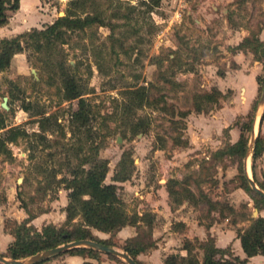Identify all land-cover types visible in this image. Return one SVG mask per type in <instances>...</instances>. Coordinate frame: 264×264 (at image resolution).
<instances>
[{
    "label": "rangeland",
    "instance_id": "obj_1",
    "mask_svg": "<svg viewBox=\"0 0 264 264\" xmlns=\"http://www.w3.org/2000/svg\"><path fill=\"white\" fill-rule=\"evenodd\" d=\"M68 1L37 0L34 5L35 0H29L31 8L34 5L35 20L24 31L51 24L65 14ZM120 1L118 7L116 0H89L87 10L103 11V16L116 26L110 30L93 25L69 33L66 43L51 55L54 65L46 63L45 51L29 49L15 54L10 66L0 71V113L6 118L7 128L20 126L28 133L8 143L9 154H0V219L10 229L22 222L23 213L31 216L46 212L50 213L46 216L50 223L66 224L62 212L68 191L56 181L69 177L68 165L78 162L77 155L94 152L108 161L105 182L117 185L127 214L148 213L145 219L150 218L152 223L154 216L149 211H162L155 222L156 230L151 231V223L144 220L136 230L146 246L152 242V232L158 243L154 251L146 249L140 254L141 261L162 264L164 256L178 253L186 239L196 240L195 245L207 241L211 233L207 232L208 226L217 218L202 197L169 214L165 192L168 180L185 181L182 185L191 187L195 194L203 193L221 203L236 233L246 228L247 217H251L253 200L242 188L238 189V162L217 152L228 142L229 127L237 125L241 133L258 112L264 72L258 75L257 100L248 113L233 116L236 108L222 110L232 94L222 83L219 85L223 90L215 102L202 101L200 112L195 108L200 103L198 95L214 93L217 81L226 75L229 53L235 49L226 44L231 30L245 26L255 33L262 20L255 16L257 0H231L237 11L228 8L227 13L224 9L228 0H160L154 8L152 0ZM215 1L221 3V10L214 11ZM115 10L126 17L113 18ZM13 13L9 12L11 20ZM59 61L85 90L83 97L90 111L83 126L72 121L77 100L63 95ZM139 86L145 88L147 102L124 113L128 99L125 91ZM3 97H7V109L1 106ZM23 103H30L31 114L21 108ZM34 113L38 116H32ZM41 113L55 122L54 129L45 132L46 140L34 135L39 127L33 121ZM262 113L256 123L255 139L261 134ZM227 119L228 128L220 123ZM138 126L140 129L134 131ZM122 157L131 159L126 163L130 178L112 181ZM248 160L253 163L252 151ZM259 161L260 158L257 165ZM260 174L257 167L256 176ZM250 176L254 180L252 171ZM179 220L192 223L187 228L190 231H183L189 238L182 233L170 234ZM79 221L80 217H76L66 227H74ZM106 241L121 248L123 238L113 233ZM196 253L201 260L202 251L196 249Z\"/></svg>",
    "mask_w": 264,
    "mask_h": 264
},
{
    "label": "trees",
    "instance_id": "obj_2",
    "mask_svg": "<svg viewBox=\"0 0 264 264\" xmlns=\"http://www.w3.org/2000/svg\"><path fill=\"white\" fill-rule=\"evenodd\" d=\"M159 1L160 0H152L151 8L159 6ZM88 2L89 0H69L65 14L58 16L51 24L45 26L43 29L32 28L13 37L1 38L0 71H4L10 66L11 60L15 54L26 52L29 49H33L37 52L45 51V53H47L46 63L52 66L54 65V58L51 56L52 53H54V50L58 48L59 45L66 43L69 33L76 30H85L93 25L106 26L112 30L116 25L110 23L105 16H103V11L87 10ZM116 3L115 6L118 7L122 4L120 0H116ZM18 8L19 0H0V26L8 22L9 12H15ZM111 16L113 18L126 17L120 10L113 11ZM234 48L249 49L255 54L256 58L264 62V42L259 40L257 32H250V34L244 37ZM57 66L61 77L63 95L69 99L77 100V107L71 114L72 121L77 125L83 126L89 120L90 111L88 103L83 97L85 90L77 82L75 76L68 72L62 62H57ZM259 81L260 76L257 77L258 84L260 83ZM213 92L214 93L198 95L200 103L196 104L195 109L197 112L203 110L201 107L202 101L211 100L215 102L217 96L221 95L220 90L217 88H214ZM125 93L128 99L126 103H124L123 112L126 114H129L132 109L139 108L147 102V93L145 88L141 86L135 89H127ZM21 108L31 114L30 103H23ZM40 115L38 119L33 121L36 122L39 127V132H35L34 135H37L42 140H46L45 132L48 131V128L54 129L55 122L54 119L52 121V118L50 116H45L44 113ZM32 116H38V113H34ZM263 121L264 110L260 118V124ZM252 122L253 119L251 117L244 131H241L238 140L235 143L227 142L222 149L218 150L217 154L223 157L226 155L232 156L238 162L239 173L237 178L239 179V187L247 192L253 200L254 208L260 210L264 208V199L251 190L244 174L242 163L247 152ZM138 129H140V126L134 127L133 130L138 131ZM27 135L28 133L23 127L14 126L7 128L6 118L4 114L0 113V154H9L10 150L8 148V143L15 142L19 137ZM90 149L94 150L92 147H90ZM263 151L264 136L260 134L254 141L252 150L253 163L251 168L254 181L264 190V171H261V178L256 176V160L261 157ZM77 156L79 159L78 162L73 165H68L69 177L62 176L56 181L62 183L63 188L68 191L67 204L64 207V222L66 224L63 226L47 224L38 231L32 225H28L34 216L29 215L22 220L20 224H15L13 228L10 227V231L15 239L7 247L6 254H1L2 256L22 259L45 249L57 247L64 243L79 239H91L108 246H113V243L94 237L91 228L113 234L126 225L135 226L138 229L141 220L146 221L148 225L151 223L150 218L145 219V216H149L148 213H144L141 216L137 213L134 215L127 214L124 209V203L117 192V185L115 183L105 182L108 172V161L106 159L99 158L94 152ZM127 161H131V159L122 157L118 164L119 170L114 173L112 181L123 182L130 178L131 171L126 170ZM52 178L53 180L55 178L54 172ZM184 182L176 179L167 181L166 189L171 204L178 205L184 200H187L190 204H194L202 197L206 198L210 209L217 210L221 216H225L221 203L219 204L218 201H213L203 193H199L198 195L195 194L189 186L182 185ZM220 205L221 207L219 208ZM23 207L25 208V206ZM76 217H80V221L75 224V226L73 225L74 227H66V225L73 223ZM247 219L250 220V224L244 229L237 230V237L240 240L242 250L246 254V257L258 254L264 256V218L261 216L255 218L248 216ZM138 235L139 234H136V236L132 238L123 240L119 247L125 250L138 264H143L137 259V255L152 247L153 243L150 242V245L146 246L139 239ZM194 241L186 239L182 246L186 254H169L163 259L162 264H248L247 258H226L225 254L229 253V249L222 250L216 248L211 237H209L207 241L199 242L197 245H195ZM196 249L202 251L201 260L196 253ZM99 253L101 252L92 248L75 247L33 264H47L51 259L66 254L96 257ZM107 255L110 258L119 260L114 255ZM82 264L93 263L84 261Z\"/></svg>",
    "mask_w": 264,
    "mask_h": 264
},
{
    "label": "crops",
    "instance_id": "obj_3",
    "mask_svg": "<svg viewBox=\"0 0 264 264\" xmlns=\"http://www.w3.org/2000/svg\"><path fill=\"white\" fill-rule=\"evenodd\" d=\"M230 2L231 0L227 1V7L226 9H224L226 13L228 12V8L231 12L237 11L235 4H231ZM36 3H37V0H35L34 5ZM215 4H217L216 7H212L214 11H216L217 9L221 10L220 8L221 3L219 1H215ZM34 5H33V8H31L32 6L29 0H19V8L12 14L13 16L12 20H11V17H9L8 22H7L8 24L6 23L5 25L0 26V39L4 37L9 38L10 35L15 36L23 32L24 30H26L27 28L25 27L32 24L35 20V17L32 14ZM24 7L26 8V12H23ZM255 9H256L255 16H258V19L262 20V21H259V27L257 29V37L259 38L260 41L264 42V0H257ZM249 28L250 27H245V26H237L236 28H233L231 30L232 33H230L231 38L226 40V44L228 46H231L232 48L237 46L244 37L250 34ZM9 30H11V32L6 33V31H9ZM229 56H230L229 58L230 62H228L227 69L224 71L226 75L224 76V78H219L220 80L219 82L217 81V85H218L217 88L219 90H223V86L224 87L226 86V88H228L232 92L231 97H230L231 99L228 101V105L225 107H222V110L227 109L229 111H233V109L236 108V111H234L232 115L239 116V115L248 113L251 108V105H253L254 102H256L257 100V96L259 92V84L257 82V77L262 72H264V62L256 58L255 54L249 49H234L232 53H229ZM220 83L224 85L220 86L219 85ZM228 122H230L229 119L223 120V122L221 121L220 123L227 125ZM229 126L230 125H227L226 128H228ZM259 126H260V133L264 136V121L261 124L259 122ZM228 134L230 136L228 139V142L235 143L240 136V132H239L237 125L229 127ZM259 162L260 163H258L257 167H258V172L261 173V171H264V151L260 157ZM251 167H252V163H250V172L252 171ZM259 178H261V174ZM238 189H241V188H238ZM165 190L167 194L166 199H169L168 204L165 201L166 206L168 205L167 210L169 214L171 215L174 214V212L178 211V208L181 206L191 205L187 200H184L181 204L176 205L177 207L176 206L173 207L171 204V200L169 198V194L166 189V186H165ZM64 202H66L64 203V205H66L67 197ZM165 208H163V212L166 210ZM255 210H256V213L254 214ZM149 212H151L150 214L152 215V217L154 216V219H152L153 222L150 225V229L151 231H153V230H156V223H157L156 220L158 221L159 215L162 214V211L159 210V208H156V209H152V211H149ZM212 213L217 218L214 220V222L211 225L208 226L207 232L208 233L211 232L208 237H211L213 239L214 246L216 248L222 249V250L229 249V253L225 254L226 258L228 259H231L232 257H238L240 259L247 258L248 264H264L263 255L258 254V255L251 256V257H246V254L242 250L240 240L237 237V233L235 232L234 225L232 223H228L229 221L228 216L227 218L226 216L224 217L221 216L217 210H212ZM23 214H24L23 217H20L22 218V220L28 217L26 213H23ZM143 214L144 213L139 212L140 216ZM48 215H50V213H46V212L35 214L33 218L30 220V222L28 223V225H32L38 231H40L41 228L47 224L55 225L54 222L50 223L51 221H48L46 217ZM62 216H64V220H65L64 210L62 212ZM257 216H261L264 218V208L260 210L256 208L253 209L251 217L255 218ZM249 222L250 220H248L247 226L250 224ZM223 224H226V225L223 226ZM242 225H245V222H243ZM189 226L192 227V223L186 222V220H179L177 221V223L173 225V230H171L170 234L182 233L184 236H186V238H189V235L186 234V232H183L185 230L190 231V229L187 230ZM136 230L137 228L135 226L126 225L120 228L115 233V235L125 240V239H129V238L136 236L137 234ZM91 232L92 234H94V236H96L98 239H101V240H106V238L110 236V233L102 232V231H99L93 228H91ZM151 238H152L151 240H152L153 246L148 249H152L154 251L155 249H157L156 246L158 245V243L155 241L156 239L153 237V232H152ZM14 239H15L14 235L11 233L10 229L6 228L3 224V220L0 219V254H6L7 247L14 241ZM187 240H190V239H187ZM190 241H193V240H190ZM112 247L125 251L122 248H118L116 246H112ZM142 253H144V251L140 252L137 255V259L139 261H141L139 256ZM105 254L106 253L101 252L96 257H90L88 255H78V254H66L64 256H61L60 259L53 258L51 259V261H48L47 263L49 264H82L84 261H89L93 264H127V263H124V261L118 257L117 258L119 260H116V259L110 258L108 255H105ZM169 254H173V253L172 252L167 253L164 256V258ZM178 254L185 255L186 251L182 249V247H180ZM6 258H9V257H6ZM141 262L143 263V261Z\"/></svg>",
    "mask_w": 264,
    "mask_h": 264
},
{
    "label": "water",
    "instance_id": "obj_4",
    "mask_svg": "<svg viewBox=\"0 0 264 264\" xmlns=\"http://www.w3.org/2000/svg\"><path fill=\"white\" fill-rule=\"evenodd\" d=\"M1 106L4 109L8 108L7 97H3V100L1 102ZM263 108H264V84H263L261 96H260L259 103H258V110L261 109L260 113H261V111L263 112ZM256 117H257V113L254 117L253 122H252V129L250 132V138H249V142H248L247 152H246V155H245L244 161H243V171H244V174L248 180V183H249L251 189L264 199V190L256 184V182L250 176V173L248 172V168H247V160L251 154V151L253 150V145H254V141H255L254 134H255ZM260 118H261V116H260ZM255 213H256V210L254 211V214ZM75 247L92 248L94 250H97V251H100V252H103V253H106L109 255H114V256L124 260L127 264H138L127 252L122 251V250L117 249V248L112 247V246L105 245L99 241L91 240V239H79V240L71 241L68 243H64V244L59 245L57 247L45 249L43 251L37 252L33 255H30V256H28L26 258H22V259L6 258L0 254V263L1 264H33L35 262L47 259L49 257H52V256L58 254V253L64 252L68 249L75 248Z\"/></svg>",
    "mask_w": 264,
    "mask_h": 264
},
{
    "label": "bare ground",
    "instance_id": "obj_5",
    "mask_svg": "<svg viewBox=\"0 0 264 264\" xmlns=\"http://www.w3.org/2000/svg\"><path fill=\"white\" fill-rule=\"evenodd\" d=\"M260 110L261 109H259L258 112H257V117H256V121H255V129H256V123H257V120H258V116L260 114ZM247 168H248V172H250V161L249 160H247Z\"/></svg>",
    "mask_w": 264,
    "mask_h": 264
}]
</instances>
